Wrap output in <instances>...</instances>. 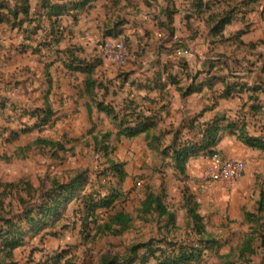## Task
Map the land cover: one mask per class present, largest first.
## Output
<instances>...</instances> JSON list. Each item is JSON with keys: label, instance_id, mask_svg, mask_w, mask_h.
<instances>
[{"label": "rangeland", "instance_id": "rangeland-1", "mask_svg": "<svg viewBox=\"0 0 264 264\" xmlns=\"http://www.w3.org/2000/svg\"><path fill=\"white\" fill-rule=\"evenodd\" d=\"M1 1L18 17L0 11L9 19L0 22V264H156L165 258L167 264H175L174 258L185 249L187 255L192 249L199 254L187 264H215L228 252L235 264H264L260 246L264 215L241 223L229 218L225 197L218 198L216 206L207 192L202 202L208 150L188 152L182 173L172 160L173 148L200 141L201 108L215 102L211 98L222 95L226 85L241 80L231 74V79L214 82L195 73L191 65L200 59L198 37L182 34L172 39L166 28L165 34L149 36L145 43L142 32L140 36L130 33V38L129 30H119V23L125 21L120 15L140 11L154 15L152 5L145 10L143 4L126 0L105 9L101 0H88L81 7L72 3L83 0H48L46 12L54 13L48 17L46 12L37 15L41 0H29L28 14L22 12V0ZM30 1L32 9L36 1L33 14ZM53 3L63 8L53 11ZM252 3L237 6L232 18L236 23L225 24L222 33L207 35L216 60L238 65L241 73L252 67L250 61L261 62L264 69V0ZM105 10L107 21L99 24L100 12ZM186 22L190 35L202 29L198 17ZM131 24L127 29H132ZM241 36L253 42L243 44ZM168 39L170 47L164 48ZM120 42L122 58L118 59ZM70 63L90 66L92 71L72 69ZM86 78L95 81L93 96L85 92ZM124 78L129 79L122 85ZM203 90L212 94L206 102L199 97ZM169 91L179 98L172 99ZM145 92L151 96H144ZM236 92H240L237 87L232 93ZM256 92L258 102L247 99L242 104L260 107L247 108L246 118L252 135L264 137V83ZM97 102L114 113L98 110ZM139 110L153 117L147 130L132 137L118 135L121 127L145 122L136 118ZM243 111L242 107L240 116ZM226 116L216 124L217 139L226 135L243 142L238 127L231 126L236 115ZM151 135L159 136V141L150 143ZM38 139L57 143L45 146ZM211 150L220 151L215 146ZM251 186L254 195L263 191V174L256 173ZM149 192L163 195L165 207L173 213L171 222L168 215L156 212L138 214ZM110 196L116 198L109 207L90 206ZM198 199L204 203L202 222L207 234L198 232L197 221L187 214V200ZM257 206L253 204L252 212ZM120 211L133 217L128 228L120 234L115 228L103 230L107 215ZM251 233L255 252L236 260Z\"/></svg>", "mask_w": 264, "mask_h": 264}, {"label": "crops", "instance_id": "crops-1", "mask_svg": "<svg viewBox=\"0 0 264 264\" xmlns=\"http://www.w3.org/2000/svg\"><path fill=\"white\" fill-rule=\"evenodd\" d=\"M102 5L105 9L110 8V5L112 3H123L126 0H101ZM131 2L132 5H142L145 10L150 9L147 6L152 5V11L154 12V15L152 13H143L138 12L137 14L131 13L130 18L131 20H128L126 17L127 14L120 15L123 21L122 23H119L118 28L123 33L126 32V30H129V33L127 34L128 37L131 38L130 33H132L134 36H140V33L145 35L143 39H145V43L148 37H152L154 35H157L158 33L165 34L166 28L169 29L170 38L174 37H181L182 34H184L187 37H191L197 39L200 43V45L197 47V52H199L200 59L197 62L196 65H191V67H194L195 73H199L203 78L207 79L210 77L214 82L215 81H224L225 79H229L232 74V79L241 80L242 84H244L245 89L236 92V94H231L229 97H223L221 94H219L217 97L216 95L211 98L212 104L210 105H204L200 112L204 115L202 121V127L209 122H213L218 116L223 117L225 115L234 114L236 115L237 120L233 124H237L236 127L243 126L245 133L248 136H253L252 133L249 131V123L248 118H246V115L248 114L247 108H251L250 103L242 104L243 102H246L247 99L250 101L257 100L258 102V96L260 94L256 91H251L252 89L259 88L264 83V69L261 67V62H255L253 61L249 62V65L252 67L248 68V70H245L246 72L241 73V67H238V65H234L233 63H225L223 64V61H217L216 57L213 55L215 51V47L210 45V39L208 38V34H213L212 29L214 27V20L213 16L217 15L219 13H222L227 10L235 11V8L237 6H245L247 3H252L254 5V0H127ZM30 7V12L33 14V12L36 11L34 7L36 6V1L34 2V6L32 9V2ZM38 10V7H37ZM39 11V10H38ZM39 12H42L41 9ZM150 12V11H149ZM4 15V13H1ZM119 14V13H118ZM149 14V16L147 15ZM151 15V16H150ZM107 16H109L106 13V10L104 12H100V19L99 24H104L107 21ZM152 16L155 20L152 19ZM200 16V18H199ZM192 17H198V20H201V27L202 29L199 30L195 35H190V30L188 29V23L186 22L187 19H190ZM115 18V17H114ZM142 20V22L140 21ZM141 22V23H140ZM148 22V23H147ZM129 23V24H128ZM132 23V24H131ZM147 23V25H146ZM229 23H236L235 20H231ZM228 23V24H229ZM131 24L132 29H127L128 26ZM134 24V25H133ZM142 25L144 26L142 28ZM227 25V24H226ZM122 29V30H121ZM222 33V32H221ZM138 34V35H137ZM141 34V35H142ZM172 35V36H171ZM143 36V35H142ZM177 37V38H178ZM212 40H214L213 36ZM218 37V36H217ZM227 38V37H226ZM247 37L241 36L240 40L243 44H248L250 42H253L251 39H246ZM180 46V45H179ZM170 43L169 39L167 43H164V48H169ZM232 65V66H231ZM235 66V67H234ZM241 66V65H240ZM228 67V68H227ZM238 67V68H237ZM245 69V68H244ZM198 70V71H197ZM237 71V72H236ZM241 73V74H240ZM227 75V76H226ZM150 78V79H149ZM230 78V79H231ZM129 78H124L123 83L127 81ZM202 79V78H201ZM146 81L151 80V77H147L145 79ZM151 82V81H150ZM149 82V83H150ZM170 95L173 96L175 93L169 91ZM199 93V97L203 99V102H206L205 99H207L209 96L211 97L212 94L206 90H203ZM197 94V93H196ZM193 94H190L186 96L185 98H190ZM144 96H151L147 92L144 93ZM177 97L174 95L172 99L176 100ZM261 98V97H259ZM202 102V104H203ZM209 104V103H207ZM189 105L184 107V109H187ZM243 107L244 111L242 115L240 116V110ZM149 108V107H147ZM183 109V110H184ZM226 116V117H227ZM228 118V117H227ZM240 118L242 120H240ZM241 125H239V123ZM201 127V128H202ZM182 126L176 127V131L181 130ZM255 137V136H254ZM217 147L220 151V153L226 157L242 160L245 163V168L243 175L241 179L238 181L237 185L232 190H226L224 189L221 184L219 183H212L211 186H207L206 184H202V187L205 189V195L198 201V209L197 212L202 216L203 210H204V203L205 200H207V192L212 196V201H214L215 205L218 204V198L225 197L226 201L225 204L229 206V218L230 219H236L239 220L241 223L245 221L244 212H252V206L255 203H258V201L261 198V193L264 194V190L259 191L256 195H254V191L251 189V184L254 181L255 174L261 173L264 176V151L251 147L246 145L245 143L239 141L237 137H230L224 135L222 138H218L213 145V147ZM254 196V200H251V197ZM204 203H202V202ZM254 211V210H253ZM212 212V211H211ZM213 218V216H211ZM212 218L210 220L212 221Z\"/></svg>", "mask_w": 264, "mask_h": 264}, {"label": "trees", "instance_id": "trees-1", "mask_svg": "<svg viewBox=\"0 0 264 264\" xmlns=\"http://www.w3.org/2000/svg\"><path fill=\"white\" fill-rule=\"evenodd\" d=\"M22 1H24V3H25V7L23 8L22 12L24 14H28L29 0H22ZM41 1H42L41 3H43V5L41 4V7L38 10L42 9V12H37L38 16L43 15V13L45 14V12H46L45 7H46V4L49 2L48 0H41ZM87 1L88 0H83L82 2L81 1L73 2L72 6L81 7V6L85 5ZM61 8H63L62 5H58L55 3H53V5L50 6V9L53 11L61 9ZM2 9H6L7 13L13 16V19H17V17H18L17 12L13 11L11 7L4 4L0 0V11ZM233 14H234V11L227 10V11H224V12L219 13L217 15H214L213 20L219 16H221V18H219L218 21H216L217 23L214 25V27L212 29V33L218 34L219 32H221L224 25L229 23L232 20ZM46 15L48 17H50L51 15H54V13L51 11H48V12H46ZM3 21H9V19L6 18L5 15H1V13H0V22H3ZM18 23L21 24V22H18ZM241 33L242 32L240 31L237 34V36H239ZM75 60L76 59H73V62H75ZM68 66L72 69H80V70L86 69L88 73L92 71V67H90V66H89L90 68L89 67L82 68V67L73 65L72 63H70ZM94 86H95V81L86 78V80H85V92L87 95H89V96L94 95V93H93ZM236 87H237L238 91H242L245 89V86L242 83H234L232 85H226L224 88V91L222 93V96L223 97H229L232 94V91H235ZM257 89H252L251 91L254 92ZM95 105H96L98 110L106 112L107 115H111L114 113L113 109L111 107H109L108 105H104L103 102H97V103H95ZM251 108L255 111L260 109V107L257 105H252ZM87 109H88V111L91 110V106L89 104H87ZM138 112L139 113H137L136 118L137 119H145V122H140L136 126H133V127H121L120 130L118 131V135H120V136L122 135L124 137H132V136H135L136 134H138L140 132L147 130L146 124L149 121L152 122L151 120L153 117L143 115L144 112L141 110H139ZM116 118H117L116 115H114V119H116ZM223 118L224 117L216 118L212 123H208L205 127L198 129V133L200 134V137H201L198 144H196V145L192 144V145H188L187 147L178 148V149L173 148L172 149V160L174 161V167L175 168H177L181 173L184 172L185 161L189 155L188 152H190V151H193V150H195V151H202V150L207 151L208 150L206 152V158L212 153L211 148L215 144V142L217 140V133L220 130V127L217 126L216 124L220 119H223ZM122 121H123V119H122ZM121 124H122V122H121ZM150 124L152 125L153 123H150ZM140 126H144V127H140ZM231 126L236 127V125L233 123ZM177 132H179V130ZM237 134H238L237 135L238 138L241 139L246 145L251 146V147H255V148H259V149L264 151V137L248 136L245 133L243 126L237 128ZM159 139H160L159 136L151 135L150 143H152L154 141H159ZM38 142L42 143L45 146L50 145L51 147L55 146L57 143L55 141L48 140V139H38ZM117 171H119V169H117ZM119 172L121 173V171H119ZM162 197H163V195H159V194H156L153 192L147 193L145 198L141 201L140 206L137 208L136 211L138 212V214H142V215H147V214H151L154 212L158 213L159 216L168 215L169 222H171L172 217H173V213L169 212V210L165 207L163 200H162ZM115 198H116V196L103 197V198H100L96 203H92L90 206H92V208L97 207V206L109 207ZM257 205L258 206H257L256 211L244 212L245 220L247 222H251L252 220H254V218L257 214H263L264 215V194L263 193H261V198L258 201ZM186 206H187V214L191 215L192 219L197 221L198 232L207 234V231L205 230V227H204V223L202 222V216L197 212L198 203L196 201L191 202V201L187 200ZM132 220H133V217L128 212H123V211L115 212V213L107 215L106 220L102 223V228L105 231H110L113 228H115L116 233L120 234L128 228V226L130 225ZM253 239H254V237H253L252 233L244 238L242 244L239 247L238 254L236 256V260L244 259L246 253L251 254V253L255 252V249L252 245ZM212 243L216 244V241L212 240ZM186 250L187 249H185L184 251H180L178 253V255L174 258L173 262L175 264H187L186 263L187 261H190V260L197 258L199 256V254L194 253L193 249L191 250L190 255H187ZM151 252H153V251H151ZM229 256H230V252L220 256L221 260L215 264H235L236 262L229 259ZM168 260H169L168 258H165V259L159 260L156 264H167Z\"/></svg>", "mask_w": 264, "mask_h": 264}, {"label": "built area", "instance_id": "built-area-1", "mask_svg": "<svg viewBox=\"0 0 264 264\" xmlns=\"http://www.w3.org/2000/svg\"><path fill=\"white\" fill-rule=\"evenodd\" d=\"M119 48L118 59L122 58L121 51L123 49L122 43H118ZM178 54H183L185 51L178 50ZM245 164L242 160L226 157L219 151H212L206 158V164L203 169V178L205 184L209 187L212 183H219L225 188L234 187L241 179L244 172Z\"/></svg>", "mask_w": 264, "mask_h": 264}, {"label": "water", "instance_id": "water-1", "mask_svg": "<svg viewBox=\"0 0 264 264\" xmlns=\"http://www.w3.org/2000/svg\"><path fill=\"white\" fill-rule=\"evenodd\" d=\"M260 246L264 249V235L262 236V239L260 241Z\"/></svg>", "mask_w": 264, "mask_h": 264}]
</instances>
